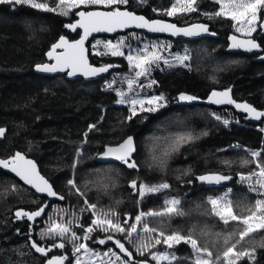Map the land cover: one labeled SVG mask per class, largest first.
<instances>
[{"label": "trees", "instance_id": "1", "mask_svg": "<svg viewBox=\"0 0 264 264\" xmlns=\"http://www.w3.org/2000/svg\"><path fill=\"white\" fill-rule=\"evenodd\" d=\"M37 1L50 7L59 2ZM172 2L128 0L125 8L147 18H164L152 15L149 8L164 10ZM195 9L169 20L178 25L205 22L214 35L170 39L174 49L186 46L189 50L188 66L154 71L151 78L157 83L156 91L168 101L166 107L158 112H139L128 119L126 106L115 104V93L102 86L110 73L125 71L124 64L116 58L99 59L89 50L92 64H115L108 75L91 81L69 80L65 75L43 76L34 71L35 65L46 61V52L58 37H77L78 33L63 29L65 23L75 18L76 11L65 18L27 4L0 3V127L5 129L0 140V160L9 159L16 152L33 158L52 188L63 197L62 201L48 202L42 216L34 222L26 217L18 219V210L32 212L44 205L47 198L36 195L0 167V264L47 262L49 259L45 260L31 247L33 241L51 248L52 255L66 256L64 264H72L76 254L72 242L65 241L64 248H53V243L64 238L42 236L53 222L70 227L81 238L93 217L104 219L103 213H108L107 219L130 229L141 212L162 211L165 201L172 198L180 201L177 208L183 215L144 216L130 236L112 229L104 232L91 225L95 231L84 243L91 252L109 246L121 258L112 259L111 264H157L150 253L164 252L176 255L178 259L172 264H194L197 254L190 244L181 242L169 249L163 243H155L156 239H163L160 232L165 236L179 233L190 235L200 247L212 252L214 264H224L223 252L236 243L243 226L236 222L224 224L212 213L208 200L228 188L227 199L236 215L248 216L255 211V201L264 199V195H255L237 179L240 174H250L264 166V135L258 124L245 122L234 111L236 122L225 125L211 115L224 109L207 106L200 100L211 89L233 85L235 99L264 108V61L257 54L228 50L232 20L214 15L219 9L217 2L197 0ZM254 37L264 52V32ZM181 93H189L198 102H179ZM90 125L95 128L90 130ZM128 136L135 140L136 168L123 162L96 161L97 154L106 146ZM255 150L261 156L252 157L250 151ZM206 172L231 179L223 187L208 188L196 181L197 175ZM69 180H74L76 187L69 185ZM133 180L138 186L167 183L170 187L141 197L131 187ZM89 204L96 208L89 209ZM144 225L155 231L145 232ZM101 239L104 244L99 243ZM117 240L124 244L127 253L117 247ZM75 243L80 244L81 239ZM253 249L254 261L242 258L237 264H264V230L252 233L236 247L238 252ZM217 256L221 260H216Z\"/></svg>", "mask_w": 264, "mask_h": 264}, {"label": "snow or ice", "instance_id": "2", "mask_svg": "<svg viewBox=\"0 0 264 264\" xmlns=\"http://www.w3.org/2000/svg\"><path fill=\"white\" fill-rule=\"evenodd\" d=\"M140 3H144L145 0H139ZM197 0H175V3L169 10H166L167 16H175L177 14L187 13L195 11V5ZM220 4V9L214 15L230 17L233 21L236 22V31L250 37L253 32L256 31V22L258 20L259 13L264 10V0H217ZM0 3H12L16 5L27 4L34 9H40L49 12H56L59 15L68 16L70 10L77 9L81 5H105V6H117V5H126L128 0H59V3L56 7H50L47 3H40L37 0H0ZM155 11V9H154ZM79 19L73 23L66 25L65 27L76 30L78 28L83 29V35L80 36L79 40L69 42L65 37L61 36L59 41L51 46V50L47 53V56L50 59H54L55 63H42L37 64L35 67L38 71L41 72H63L66 69L68 76H74L77 73H81L85 76H95L99 73L107 72L109 68L114 67V65H104L99 68L93 67L88 62V50L85 48V41L88 40L89 36L93 33L100 32H115L117 29H124L130 26H135L137 28H147L153 32H170L172 35L183 34L185 36L199 35L201 32H207L208 28L206 25H193L190 28H178L175 24L166 23L161 20H152L149 21L143 16H137L133 12L127 10L122 11L118 6L114 7L109 11H78L75 13ZM264 27V25H262ZM125 39L120 38L116 43L109 41H100L97 40L93 45V49H99L102 45L104 48L103 52L96 51V55H111V56H124L125 53L121 49L125 47ZM138 39V37H137ZM230 40L232 41L230 47L234 49H244L245 51L252 52L253 50L260 49L261 45L258 44L254 39H238L237 36H231ZM152 51L148 50V45H145L144 48L136 51V54L133 55L132 51L128 52L126 59L129 62L130 67L135 71V77L125 78L127 79L128 89L131 92L134 86L137 84V81L140 77L148 76L150 74L151 67L153 65L158 66V62L163 60V62L169 67L174 66L168 59L160 55L157 50V45L153 44ZM57 49H62V51L57 52ZM190 56L187 54V50L184 55L175 54L172 56V60L179 65L187 67L185 61L189 60ZM116 81L113 80L107 85L108 88H112L113 84ZM156 81H150L147 87L151 88ZM143 87V85H141ZM231 89H228L223 92L213 91L209 96V100L214 103H235L230 97ZM117 94L120 96V99L117 101L120 104L128 102L131 105V113L128 119H131L137 114V105H139V110L141 112H158L161 108L166 107V101L163 94L159 96H151L147 100L144 99H131L128 100L126 93L123 91H117ZM197 99L194 96L186 95L181 93L179 100L181 101H191ZM145 104L148 105L145 108ZM237 108L243 109L249 116L254 119H260L264 117V111H257L251 105L248 104H236ZM215 115V114H213ZM217 120L221 118L219 116L215 117ZM225 125H228L230 122L228 120H223ZM95 128V125H90L89 129ZM5 133V129L0 128V137ZM135 145L133 142V137L128 136L122 143L118 144L115 147H106V150L101 153L103 157H114L115 159L122 161L129 168H136L137 164L134 160H131L133 153L135 152ZM252 157L261 156L260 152H251ZM0 167L4 169H10L12 172L16 173L23 181L28 185H32L37 192L47 193L49 196H57V193L53 191L52 186L48 183L44 177L39 175V172L36 170V165L33 161L27 160L21 153L17 152L14 156L6 160H0ZM257 176L256 184L259 185V188L249 185L251 191L257 192L260 189H264V166H259L258 173H252L249 176H241V181L249 180L251 177ZM201 182L206 183H221L222 181L229 180L231 177L209 174L198 177ZM69 185L76 187L74 180L68 181ZM15 186H13L14 188ZM131 187L137 191L138 195L144 197L147 194L160 192L163 189H167L170 186L167 183L160 185L148 186L146 184L137 185V181H131ZM76 191L79 193V188H76ZM83 195V193H80ZM228 193H225L223 197L220 198H209L208 202L212 205V213L219 217L224 224H229L230 222H236L239 225L243 226V230L239 232V239L235 244H232L223 252V261L224 264H237L242 258H248L250 260H255V250L251 252L236 251V247L242 240L250 236L252 233L257 231L264 230V199H258L255 201V211H252L248 216H238L234 213L231 206V201L227 199ZM60 199H63L61 196ZM87 203V201H85ZM180 204V201L172 198L165 201V207L162 211H150L147 213L141 212L135 217L137 223H139L144 216H173V215H183L181 211L177 208ZM89 209H95L96 205L89 204ZM44 208L40 207L35 212H25L23 210H18L15 215L18 219L27 218L29 221L35 220L36 217L41 216L44 212ZM104 219L99 218V216L94 219L91 223L95 225L96 228L102 229L104 232H107L109 229H112L116 232H126L127 235H131L137 231L136 224H132L130 229L122 227L118 223H113L111 219H107L108 213H103ZM95 231L91 225L85 230V235L83 239L87 240L90 238V233ZM145 232H154L155 229L148 228L147 225H144ZM71 233L70 236L68 234ZM42 236L46 237H62L63 241L60 243H53L51 247L55 248H64L65 241L73 243L74 253H78L81 250L88 254L90 249L84 243L76 244L75 241L80 239L70 227L62 224H52L48 229L43 230ZM159 236L163 239H156V244L163 243L169 249L174 245L181 242L191 245V248L194 253L197 254V258L194 264H214V261L211 259L212 252L207 248H202L199 246L198 241L193 239L190 235L185 237L179 233H173L165 236L164 232H160ZM108 240H112L111 236L107 237ZM100 244H104L105 240L101 239ZM227 243V241H226ZM117 247L122 252L127 253V249L124 247L119 240L116 241ZM31 247L35 249L36 252L41 253L42 255H47L51 251V248L41 247L35 241L32 242ZM110 252L112 250H109ZM93 255L100 256V253H93ZM103 255H108L104 253ZM130 256L131 253H128ZM152 259L161 264L163 261H167L168 264H172L173 261H176L178 258L174 253L164 252V253H150ZM205 256L207 258H205ZM66 256H54L51 259L47 260V264H64ZM117 259L121 258L117 256ZM216 260H221V257L217 256ZM76 264H81L79 257H76ZM111 264V262H110ZM121 264H126V262L121 261Z\"/></svg>", "mask_w": 264, "mask_h": 264}, {"label": "rangeland", "instance_id": "3", "mask_svg": "<svg viewBox=\"0 0 264 264\" xmlns=\"http://www.w3.org/2000/svg\"><path fill=\"white\" fill-rule=\"evenodd\" d=\"M213 1L217 2V0H213ZM174 3H175V0H173L171 6L169 8L164 9V10H156L155 9V11H154L153 7H150L149 9L151 10L150 12H151L152 15H161V16H164L163 19H165V18L169 19L170 17L172 18L173 16H167L165 13H166V10H169ZM9 4L12 5V3H9ZM14 5H16V4H14ZM126 5H117V6L119 8H124V7H126ZM218 5H219V9H220V4L218 3ZM117 6L81 5L77 9L70 10L68 16H63V15L62 16L65 17V18H70L71 17V13L73 11L74 12L77 11L79 8H85V7H93V8H95L96 7V8H103V9H111L112 10L114 7H117ZM219 9H218V11H219ZM54 13H56V12H54ZM228 18H230V17H228ZM262 25H264V10H262L259 13L258 20H257L256 25H255L256 26V31L253 32L250 37L255 39L254 35H261L262 32H264V27H262ZM231 30L235 34H238V35H241V36H245V35H243V34H241V33L236 31V22L233 21V20H232V28H231ZM137 37H138V39H137ZM120 38H126L125 39V47H123L121 49L125 53L124 56H111V55H106L105 56V55H96L95 54L96 51H100V52L104 51V48H103L102 45L99 47V49H93V45L96 43L97 40L105 41V42L111 40L113 43H116ZM153 44L157 45V50L159 51L160 55H162L163 57L168 59L170 61V63H172L174 65L172 67H176V66H181L182 67V65L176 64L172 60V56L173 55H175V54L184 55L186 50H187V54L191 57L190 52L186 48V46H183L182 48L174 49L173 42L170 39H168V38L147 36L146 34L141 33V32H137V31H127V32H124L122 34H117V35L112 36V37L97 36V37L93 38L89 42V50H90V54L91 55H93V56H95L96 58H99V59L104 58V57H113V58H116L118 60V63L124 64L125 71H120L119 70V71H115V72L110 73L107 76V78L102 83L103 88L108 89V90H112L115 93V95H116V103L115 104H120V103L117 102L120 99V96L117 94V91L125 92L128 100H131V99H144V100H147L151 96H159V95L163 94V93H161L159 91H156L157 88L155 86L157 85V83L153 84L151 88L147 87V85H148V83L150 81H155L153 78H151V76H152L154 71H158V70H160L162 68L165 70V69H167L169 67L168 65H166L163 62V60L158 62V66L157 65H153L151 67L150 74L148 76L140 77L139 80L137 81V84L134 86V88H133V90L131 92L128 89L127 79H125V78H133V77H135V71L130 67L129 62L126 59V56L128 55V52L131 50L132 54L135 55L136 51L139 50V49L144 48L145 45H148V50L152 51L153 49H152L151 46ZM189 62H190V59L185 61V64L188 65ZM115 63H116V66L119 67V64L117 62H115ZM183 67H185V66H183ZM113 80H115L116 82L113 84L112 88L110 89V88L107 87V85L109 83H111ZM141 85H143V87H141ZM165 101H166V104H167L168 101L166 100V98H165ZM120 105L126 106V108L128 110V114L130 115V113H131V105L128 102H125L124 104H120ZM147 107H148V105L145 104V108H147ZM139 112H141V111L139 110V105H137V113H139ZM213 114H215V115H213ZM211 115L214 116V118L216 116H219L221 118L220 121H222V122H223V120H228L229 122H236V118L233 117L234 115H232V110L228 109V108L224 109L223 112H221V113L212 112ZM257 128L259 130H261L263 135H264V121L259 123ZM251 152H253V151H250V153ZM255 152H259V151L255 150ZM258 172H259V169L254 171V172H252V173H258ZM252 173H250V174H252ZM250 174H245V175L240 174V175H238L237 181L239 183L243 184V185H246L248 188H249V185H252L253 187L259 188V185L256 184L257 176H255V175H253L251 177V179H249V180L241 181V176H249ZM249 190H250V188H249ZM228 191H229V189L226 188L219 195L213 196L211 198L216 199V198L223 197L225 193H228ZM250 192L254 193L255 195H264V189H260V191H257V192H254V191L250 190ZM258 199H260V198H258ZM96 218L97 217H93V220L96 219ZM52 224H60V223L59 222L58 223L57 222H53ZM91 225H92V223H91ZM88 227L89 226H87L86 229ZM142 230H144V229H142ZM84 235L81 236V238H80L81 239V243L85 242V239H83ZM103 248H104L103 251H101V250L95 251V252H91L90 251L88 254H85V252L83 250H81L80 252L75 254L74 261H73L72 264H76V257L80 258L81 264H110L112 259H116L117 258V254H116V252L114 250H112L110 252L109 250H111V249H110L109 246H104ZM93 253H100L101 255L100 256H96V255H93ZM104 253H108V255H103ZM222 257H223V255H222Z\"/></svg>", "mask_w": 264, "mask_h": 264}, {"label": "water", "instance_id": "4", "mask_svg": "<svg viewBox=\"0 0 264 264\" xmlns=\"http://www.w3.org/2000/svg\"><path fill=\"white\" fill-rule=\"evenodd\" d=\"M122 11L124 10H127L129 12H133L135 15L137 16H143L145 17L147 20L149 21H152V20H161V21H164L166 23H170V24H175L178 28H190L191 26L193 25H206L207 28H208V31L207 32H201L199 35H193V36H185L183 34H179V35H172L170 32H153L147 28H137L135 27L134 25L133 26H130L128 28H124V29H117V31L115 32H100V33H93L91 36H89L88 40L85 41V48L88 50V62L90 65H92L93 67H101V66H104V65H114V67H111L109 68V70L107 72H103V73H99L98 75H95V76H85L81 73H77L76 75L74 76H68L67 75V69L63 72H41V71H38L36 69V67H34V71L39 74V75H43V76H53V75H65L67 79L69 80H75V79H82V80H85V81H91V80H97L101 77H104L106 75H108L114 68H115V64L114 63H108V64H104V65H95V64H92L91 63V60H90V57H89V48H88V45H89V42L97 37V36H105V37H112V36H115L117 34H122L124 32H127V31H137V32H141V33H144L146 35H149V36H153V37H164V38H168V39H186V40H192V39H199V38H204V37H209V36H212L214 35V32L210 29V25L208 23H205V22H192V23H189V24H184V25H178L176 24L175 22L169 20V19H163V18H147L145 15L141 14V13H136L132 10H129L127 8H120ZM96 10H99V11H109L111 9H103V8H92V9H88V10H85V9H79L77 10L76 12L78 11H96ZM79 19V17L75 14V18L71 21V22H67L64 24V30H66L67 32H70V33H78L77 37L74 38V39H69L67 36L65 35H61L63 37H65L69 42H72V41H76V40H79L80 39V36L83 35V29H76L75 31L72 30L71 28H67L65 27L66 25H69V24H73L75 23L77 20ZM237 36L238 39H254L252 37H248V36H241V35H238V34H235V33H230L228 34L227 36V47H228V50L230 51H234V52H243V53H248V54H257L258 55V59L261 60V61H264V52L262 50V48L260 47V49H256V50H253L252 52H248V51H245L244 49H234V48H231L230 45L232 43V41L230 40V37L231 36ZM60 36V37H61ZM60 37L57 38V40L53 43H57L60 39ZM258 44L259 42L254 39ZM52 44V45H53ZM51 45V46H52ZM51 46L50 48L47 50L46 52V61L43 62V63H49V64H52V63H55V60L54 59H50L48 56H47V53L51 50ZM62 51V49H57V52H60ZM42 64V63H40ZM36 66V65H35ZM228 89H231V92H230V97L233 101H235V103H232V104H229V103H221V104H217V103H214L213 101L209 100V96L211 95V93L213 91H216V92H223V91H226ZM233 90H234V86L233 85H230L226 88H214V89H211L208 94L206 95L205 98L201 99L200 102L202 104H205L207 106H210V107H213V108H216V109H231L232 111H234L236 114L238 115H241L243 117V120L247 123H254V124H259L261 122L264 121V117H261L260 119H254L252 118L251 116H249L243 109L241 108H237L236 107V104H248V105H251L253 108H255L257 111H264V108H256L255 106H253L251 103L245 101V100H237L233 97ZM186 95H190L189 93H184ZM192 96V95H190ZM185 104H191L193 102H198L196 99L195 100H191V101H183ZM1 128V127H0ZM4 129V128H3ZM4 137V135L2 137H0V140H2ZM133 137V136H131ZM126 139V138H125ZM124 139V140H125ZM123 140L117 144H113V145H108L106 147H115L117 146L118 144L122 143ZM133 142H134V145H135V149H136V144H135V140L133 138ZM106 147L99 153L97 154L96 156V161L98 162H122V161H119L117 159H115L114 157H103L102 155H100L101 153H103L105 150H106ZM17 153V152H16ZM15 153V154H16ZM21 153L27 160H31L35 163L36 165V170L39 172V175L44 177L43 174L41 173L40 169H39V166L37 164V162L33 159V158H30L28 156H26L24 153L22 152H19ZM136 154V150L135 152L133 153L132 157H131V160H133V157L135 156ZM6 160V159H5ZM1 169L3 171H5L6 173H8L9 175L13 176L15 179H17L23 186H25L26 188H28L29 190H32L36 195L40 196V197H46L47 198V202L42 205L41 207H43L44 209H46L47 207V204L48 202H55V201H62L63 199H60L61 195L58 194L53 188V191H55L57 193V196H49L47 193H40V192H37L36 189L32 186V185H28L25 181H23L19 176L16 175V173L12 172L10 169H4L1 167ZM209 174H216V175H221L219 173H216V172H206V173H203V174H200V175H197L196 176V181L199 185H205L206 187L208 188H220V187H223L225 185H227L230 181L229 180H225V181H222L221 183L217 184V183H206V182H201L198 177L200 176H204V175H209ZM223 176V175H222ZM230 177V176H228ZM45 180H47L45 177H44ZM49 183V182H48ZM50 184V183H49ZM39 209V208H38ZM38 209L32 211V212H35L37 211ZM45 211V210H44ZM43 214V213H42ZM41 214V216H42ZM39 216V217H41ZM38 218V217H36ZM35 218V219H36ZM35 220L31 221V222H34ZM54 248V247H53ZM44 264H47V262H45Z\"/></svg>", "mask_w": 264, "mask_h": 264}, {"label": "flooded vegetation", "instance_id": "5", "mask_svg": "<svg viewBox=\"0 0 264 264\" xmlns=\"http://www.w3.org/2000/svg\"><path fill=\"white\" fill-rule=\"evenodd\" d=\"M149 36V35H148ZM153 37V36H152ZM179 102H182L183 103V101H181V100H179ZM147 112V111H146ZM51 253V252H50ZM48 253L47 255H44V257L43 258H45V260L46 259H51L52 257H54L55 255H52L53 253ZM48 256H51L50 258H47Z\"/></svg>", "mask_w": 264, "mask_h": 264}]
</instances>
